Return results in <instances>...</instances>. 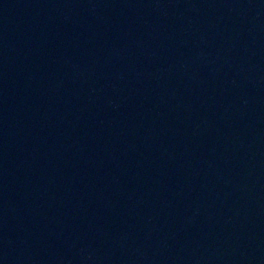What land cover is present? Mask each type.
<instances>
[{"label":"water","instance_id":"95a60500","mask_svg":"<svg viewBox=\"0 0 264 264\" xmlns=\"http://www.w3.org/2000/svg\"><path fill=\"white\" fill-rule=\"evenodd\" d=\"M0 264H264V0H0Z\"/></svg>","mask_w":264,"mask_h":264}]
</instances>
